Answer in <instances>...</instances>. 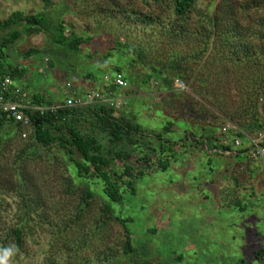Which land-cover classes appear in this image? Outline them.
<instances>
[{
  "label": "rangeland",
  "instance_id": "rangeland-1",
  "mask_svg": "<svg viewBox=\"0 0 264 264\" xmlns=\"http://www.w3.org/2000/svg\"><path fill=\"white\" fill-rule=\"evenodd\" d=\"M50 2L47 7L43 0H0V21L15 12L47 13L55 24L65 23L68 37L86 41L81 50L71 52L50 35H30L18 26L22 36L5 49L6 61L23 71L16 85L38 94L55 95L67 82L83 89L88 74L100 89L106 76L121 70L128 98L115 117L140 126L138 147L127 140L111 146L94 120L78 127L107 150L122 152L124 160H112L110 175L134 168V192L123 187V203L115 208L130 220L135 253L124 256L123 228L102 218L108 204L103 182L87 180L89 199L84 188L70 183L84 180L60 146L27 149L31 134L22 139L9 135L8 127L0 132V245L15 244L13 231L22 230L18 264H264V253L258 255L264 249V168L250 153L240 159L217 156L197 144L210 131L223 139L228 125L241 131L255 109L264 123V0H196L181 35L173 38L169 1ZM175 54L188 62L183 81L169 88L166 76L152 69ZM159 134L175 159L168 145L161 156ZM239 141L241 147L233 149L246 150L249 143ZM144 157L151 163L144 164ZM73 158L82 161L77 153ZM160 160L169 161L167 172L160 170ZM142 168L145 176H136Z\"/></svg>",
  "mask_w": 264,
  "mask_h": 264
},
{
  "label": "trees",
  "instance_id": "trees-1",
  "mask_svg": "<svg viewBox=\"0 0 264 264\" xmlns=\"http://www.w3.org/2000/svg\"><path fill=\"white\" fill-rule=\"evenodd\" d=\"M47 7L51 6L50 0H43ZM144 3H154L155 5H161L163 2L169 1L173 5V16L170 22L169 36H180L182 31L181 27L188 21L189 14L195 6L196 0H141ZM213 30L218 27L216 19L213 17L209 20ZM18 26H24L25 32L30 35H36L43 33L50 35L51 42L59 47L65 48L71 52H78L86 41L74 36L68 37V31L64 22L60 21L54 23L47 15V13H39L32 16H26L21 12L13 13L7 20L0 21V79L10 76L15 80H20L23 76V71L18 68H13L8 65L6 61L5 49L15 44L22 36V32L14 29ZM179 27V28H178ZM214 35V34H213ZM130 51L135 54L141 55L142 50L137 48H131ZM35 54V51L28 53L29 56ZM143 64L145 63L144 57L140 56ZM188 59L178 54L170 57L167 64H162L161 67H153V71L157 72L159 76H166L165 83L167 87L171 88V84L174 81H183V75L185 73L184 68ZM115 73H121L119 68H115ZM91 76V75H90ZM113 77V76H112ZM91 78H94L93 75ZM126 79V78H125ZM151 79V78H149ZM148 79V80H149ZM107 88L106 84L105 87ZM114 89V87H112ZM38 104H52L51 101H47L40 95H36L32 99ZM264 115V108L262 110ZM64 119V121H63ZM101 127L105 133L109 135V144L111 146H118L127 140L130 144L138 147L137 142L134 140L138 134H140L141 128L139 125L132 126L124 118L117 119L115 117V111L105 106L96 107H84L74 108L72 110H65L59 112L58 115H52L50 113L41 116L40 114L31 115L32 130L30 132L32 146L27 149L42 148L46 151L50 150L55 145L60 146L66 154L69 156V160L73 164V167L77 171L78 178L84 180L80 183L70 182L75 189L84 188L87 197L92 198L93 193L88 191L89 184L87 180L97 179L103 182L105 185L104 194L108 199L107 205L102 209L103 220L114 219L121 225L125 233V247L123 250L124 256L128 258L135 253L133 238L131 231L128 228L130 220H126L118 216L115 206L122 205L124 200L123 187L129 188L132 192L133 189V167H127L125 172H114L110 175L108 172L111 168L112 160L123 161L124 157L122 152H115L107 150L106 146L100 142L96 137L85 134L79 127L83 121H92ZM11 128L9 135L22 134V129L19 125L15 124L12 120H9L5 115L0 112V132L6 128ZM166 131L168 130L165 128ZM264 132V123L260 118V112L254 110L249 118V122L242 126L241 131L233 134V138L242 139L244 142L249 143V139ZM159 141L160 154L164 156L166 153L165 146L168 145L167 150L172 151L173 147L169 141L164 140L163 135L159 134L155 137ZM184 145L188 144V137L184 138ZM183 139V140H184ZM2 138L0 137V144ZM197 144L203 147L206 152L210 154V151L214 155L221 156L224 152H230L233 158L240 159L243 154L250 153V148L246 150H234L231 145L224 146L221 143V137L217 136V133L210 131L206 136H203L198 140ZM171 146V147H169ZM235 152H234V151ZM173 152V151H172ZM234 152V153H233ZM28 153V150H26ZM75 153L82 157V161H77L73 157ZM113 159H112V158ZM176 155L173 152L170 158L175 159ZM144 164H150L149 157L141 159ZM140 162V161H139ZM159 168L162 172H167L169 169V161L160 160ZM136 176L144 177L145 168L136 171ZM125 179H128L125 180ZM87 181V182H85ZM235 202V203H234ZM237 207L240 206L239 202L232 201ZM230 204V203H229ZM228 204V205H229ZM14 242L21 249L23 245V232L21 229L13 231ZM264 253V249L258 252V255ZM239 264H247L245 260H240Z\"/></svg>",
  "mask_w": 264,
  "mask_h": 264
},
{
  "label": "built area",
  "instance_id": "built-area-1",
  "mask_svg": "<svg viewBox=\"0 0 264 264\" xmlns=\"http://www.w3.org/2000/svg\"><path fill=\"white\" fill-rule=\"evenodd\" d=\"M104 81L107 88L100 89H78L72 83L67 82L63 88L59 89V96L51 101L52 104H38L32 99L25 98L23 89L16 85V80L6 76L0 79V112L19 125L22 129V139H27L32 130L31 115L34 114H40L41 116L48 113L58 115L59 112L65 110L96 106H105L115 112L122 109L125 106V102L121 92L126 91L128 88V82L125 77L123 74L116 73L114 77L106 76ZM238 132L236 127L232 125L226 126L222 130V145H232L235 148L241 147L240 139L233 138L230 141L228 140L231 134ZM232 141L233 144H231ZM248 147L250 148V157L259 160L264 166V132L250 138ZM223 154L231 155L230 152H224Z\"/></svg>",
  "mask_w": 264,
  "mask_h": 264
},
{
  "label": "crops",
  "instance_id": "crops-1",
  "mask_svg": "<svg viewBox=\"0 0 264 264\" xmlns=\"http://www.w3.org/2000/svg\"><path fill=\"white\" fill-rule=\"evenodd\" d=\"M116 70V69H115ZM114 70V72H116ZM84 79V82L86 83L85 85V88L84 89H89V88H95L94 86V78H91V76L88 74L86 77H84L83 78ZM24 80V79H23ZM20 81H21V79H20ZM94 85V86H93ZM100 86H102V88H104L105 87V83L103 84V85H100ZM21 87V86H20ZM22 89H23V93H24V97L25 98H27V99H33V97L34 96H36V95H40V96H42L43 98H45L47 101H52V100H54V99H56L59 95H58V92H59V89H57V91H56V94L55 95H53L52 93H49V94H47L46 92H42V93H40V94H38V93H33V92H30L27 88L26 89H24L23 87H21ZM126 92L128 93V90L127 91H122L121 92V96H122V98L125 100V98L127 97L126 96ZM52 94V95H51ZM56 95H57V97H56ZM125 96V97H124ZM128 98V97H127ZM248 146V145H247ZM214 156V155H213ZM257 162L259 163V167H262V168H264V166H263V164L259 161V160H257Z\"/></svg>",
  "mask_w": 264,
  "mask_h": 264
},
{
  "label": "clouds",
  "instance_id": "clouds-1",
  "mask_svg": "<svg viewBox=\"0 0 264 264\" xmlns=\"http://www.w3.org/2000/svg\"><path fill=\"white\" fill-rule=\"evenodd\" d=\"M187 86L181 85V89ZM18 258H23V253L18 245H0V264H18Z\"/></svg>",
  "mask_w": 264,
  "mask_h": 264
}]
</instances>
